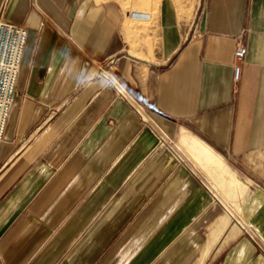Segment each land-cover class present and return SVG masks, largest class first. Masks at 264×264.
<instances>
[{
	"label": "crops",
	"instance_id": "crops-1",
	"mask_svg": "<svg viewBox=\"0 0 264 264\" xmlns=\"http://www.w3.org/2000/svg\"><path fill=\"white\" fill-rule=\"evenodd\" d=\"M0 13L27 29L0 141V264H264V0H0ZM109 58L189 169L95 76Z\"/></svg>",
	"mask_w": 264,
	"mask_h": 264
},
{
	"label": "built area",
	"instance_id": "built-area-1",
	"mask_svg": "<svg viewBox=\"0 0 264 264\" xmlns=\"http://www.w3.org/2000/svg\"><path fill=\"white\" fill-rule=\"evenodd\" d=\"M27 39V29L23 25L7 20L0 13V141L3 138L4 127L7 116L13 103L15 84L22 61L25 42ZM246 53V47L239 44L234 52V80L237 81L240 75V65ZM95 76L101 78L104 83L111 87L116 97L125 100L139 115L141 124L146 127L155 138V149L168 153L177 165L188 168L187 161L177 144L171 139L166 130L152 119L145 111L143 105L125 87L118 74L115 59L109 58L96 65ZM193 173V172H192ZM208 193L215 203H221L219 196L212 188H208ZM222 204V203H221ZM224 209L230 215L231 212L226 207ZM241 232L248 233L245 222L232 215ZM264 253V247H261Z\"/></svg>",
	"mask_w": 264,
	"mask_h": 264
},
{
	"label": "rangeland",
	"instance_id": "rangeland-1",
	"mask_svg": "<svg viewBox=\"0 0 264 264\" xmlns=\"http://www.w3.org/2000/svg\"><path fill=\"white\" fill-rule=\"evenodd\" d=\"M240 180H242V179H240ZM215 185H216L217 189L221 191V193L223 194V196H224L227 200H231V199H232V197H231V196L229 195V193L226 191V189L224 188V186L222 187V185L220 186L218 183H215ZM227 209L230 210V212H231V214H230L229 216H230L231 218H233L232 215L235 214L234 211H233L230 207H227Z\"/></svg>",
	"mask_w": 264,
	"mask_h": 264
}]
</instances>
